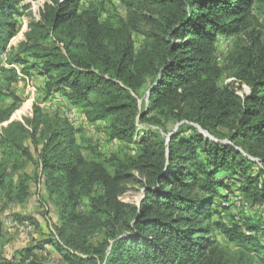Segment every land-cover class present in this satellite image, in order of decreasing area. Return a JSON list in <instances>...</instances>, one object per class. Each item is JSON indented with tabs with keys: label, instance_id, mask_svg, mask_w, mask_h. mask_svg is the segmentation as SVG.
Instances as JSON below:
<instances>
[{
	"label": "trees",
	"instance_id": "obj_1",
	"mask_svg": "<svg viewBox=\"0 0 264 264\" xmlns=\"http://www.w3.org/2000/svg\"><path fill=\"white\" fill-rule=\"evenodd\" d=\"M259 1L118 0L123 17L103 16L98 3L44 0L13 49L16 18L30 4L0 0V54L22 65L20 73L43 78L45 100L63 95L89 123L106 121L108 139L130 148L120 157L87 158L74 125L59 113L48 118L37 104L23 118L27 128L17 120L1 127L0 191L24 194L23 182L6 183L18 168L8 173L6 163L29 155L25 139L36 149L41 142L36 163L59 207V224L21 249L15 264H40L35 250L46 244L64 264H264L263 214L213 220L235 193L256 211L264 205V31L252 29L247 46L230 55L248 94L219 86L224 70L216 59L218 37L247 33ZM134 34L142 35L138 48ZM3 74L9 86L17 71L0 65ZM6 90L0 98L16 97ZM14 107L0 110V123ZM170 120L179 124L173 131L166 130ZM135 181L142 198L123 201ZM220 236L234 243V253Z\"/></svg>",
	"mask_w": 264,
	"mask_h": 264
},
{
	"label": "rangeland",
	"instance_id": "obj_2",
	"mask_svg": "<svg viewBox=\"0 0 264 264\" xmlns=\"http://www.w3.org/2000/svg\"><path fill=\"white\" fill-rule=\"evenodd\" d=\"M44 0H22L23 3H29L30 9L18 20V32L17 35L11 40L10 44L13 49L17 48L18 43L23 39V33L27 29V23L31 17L38 15V9L42 6ZM118 0H82V7H87L89 4L98 3L101 4L102 8H105L103 16H106L107 12H112L125 17L124 9H121ZM119 5V6H118ZM104 10V9H103ZM254 19L252 20L251 27L247 33L240 34L235 37H218L217 42V54L216 59L218 64L223 68V74L220 77L218 84L219 86H229L235 90L237 94L243 96L249 93V87L241 83V86L235 78V68L231 65L230 55L238 49V46H247L249 43V32L252 29L258 31H264V0L256 3L255 9L253 10ZM144 30L150 27L147 24H143ZM135 46L138 48L142 35L134 34ZM7 52H10L8 49ZM11 58L8 53L3 52L0 54V65L4 68L15 67L17 76L12 82H9V86L6 84L2 85V81L6 80L4 74L0 75V92L8 94L11 89L15 98L5 96L0 98V110L4 112L9 106H15L11 111L10 118L0 123V131L3 125L8 124L12 120H17L23 123V118L31 117L32 109L35 104L40 106L41 112L48 118H53L57 113L62 117L66 118L69 123L74 125L76 128L75 136L82 146V152L85 157L94 158L97 153H100L104 158H109L112 155L121 156L129 153L130 148L115 140H110L107 137L105 131L104 120L97 123L91 124L85 118L82 112L78 109L70 106L64 99L63 95L53 96L47 100L44 99L41 93L44 81L43 78L29 72L31 75H25L19 72L22 65L15 66L11 64ZM6 85V86H5ZM149 85V84H148ZM147 100V86H145L140 93L139 103L144 106ZM178 123L173 121L167 122L166 130L173 131L178 127ZM140 128V126H139ZM141 129V128H140ZM226 133V131H223ZM165 134V131H161ZM205 137L209 135L202 132ZM168 136V134L166 135ZM40 140H38L39 142ZM40 148L41 142L38 143ZM23 146L27 148L29 155L21 156L18 159L10 158L8 163V173L12 166H18L13 173H9L6 183L12 182V188L18 185L19 182H23L24 194L20 193L17 189L8 192V188L0 191V221L3 226V237L0 240V257L9 261L8 263L0 264H15L20 258L18 252L29 246H35L37 243L45 240L50 234L49 225L59 224V207L58 198L56 195H49L46 190V186L43 183V176L41 174L38 161V151L29 139L23 141ZM6 146L2 144L0 149L4 151ZM96 150V152H95ZM4 158V155L2 156ZM15 160V161H13ZM15 164V165H14ZM38 166V167H37ZM225 182H229L230 178L227 174L221 173ZM43 178V179H42ZM264 179V176H263ZM17 190L18 193L17 194ZM7 191V192H6ZM28 192V193H27ZM143 189L141 185L135 181V183L128 184L125 192L122 194L121 199L125 202L138 204L139 200L143 196ZM27 194V195H26ZM19 195H26L22 201L19 200ZM222 202V201H220ZM229 209L222 210L220 206V216L215 214L213 217L214 221L221 220L225 222L229 221L230 218H242L248 214L251 215L253 212H259L260 220L264 221V205L255 210L256 208L249 207L238 193L228 197V201L224 202ZM223 204V202H222ZM101 235H98L96 240L98 241ZM219 242L222 246L228 248L231 253L236 251L234 243L228 242L222 236L219 237ZM37 257L40 260V264H64L61 260L60 255L53 249L52 246L46 244L43 246V250H35Z\"/></svg>",
	"mask_w": 264,
	"mask_h": 264
},
{
	"label": "built area",
	"instance_id": "obj_3",
	"mask_svg": "<svg viewBox=\"0 0 264 264\" xmlns=\"http://www.w3.org/2000/svg\"><path fill=\"white\" fill-rule=\"evenodd\" d=\"M117 3H118V1H117Z\"/></svg>",
	"mask_w": 264,
	"mask_h": 264
}]
</instances>
